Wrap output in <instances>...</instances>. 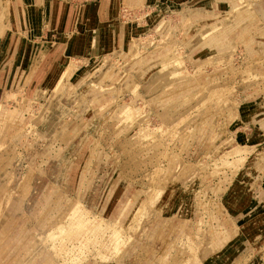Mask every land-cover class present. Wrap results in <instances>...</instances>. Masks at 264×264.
<instances>
[{"label":"rangeland","instance_id":"1","mask_svg":"<svg viewBox=\"0 0 264 264\" xmlns=\"http://www.w3.org/2000/svg\"><path fill=\"white\" fill-rule=\"evenodd\" d=\"M35 263L264 264V0H0V264Z\"/></svg>","mask_w":264,"mask_h":264},{"label":"bare ground","instance_id":"2","mask_svg":"<svg viewBox=\"0 0 264 264\" xmlns=\"http://www.w3.org/2000/svg\"><path fill=\"white\" fill-rule=\"evenodd\" d=\"M234 5H238V2H236ZM122 36H123V35H122ZM127 39H128V37H126V40H125V43H126V44H127V42H129ZM176 65H179V63H176ZM175 68H176L175 70H178L177 67H175ZM109 72H110V71H109ZM112 72H113V71H112ZM165 72H166V71H165ZM161 73H162V72H161ZM120 74H121V73H120ZM115 75H116V74H115ZM158 75H159V74H158ZM158 75H157V76H158ZM157 76H156V77H157ZM156 77H155V78H156ZM172 77H173V76H172ZM153 79H154V78H153ZM153 79H151V80H153ZM173 79H174V78H173ZM167 80H168V79H167ZM10 94H11V93H10ZM11 95H12V94H11ZM40 253H42V250L39 251V254H40ZM40 255H41V254H40ZM20 259H21V258H20ZM25 259H30V263H31V262L33 263V262L36 261V260H35V259H36L35 255H31L30 257L25 258ZM35 264H36V263H35ZM37 264H38V263H37Z\"/></svg>","mask_w":264,"mask_h":264},{"label":"crops","instance_id":"3","mask_svg":"<svg viewBox=\"0 0 264 264\" xmlns=\"http://www.w3.org/2000/svg\"><path fill=\"white\" fill-rule=\"evenodd\" d=\"M39 51V50H38ZM40 52V51H39ZM20 70H23V69H20ZM31 70H32V68H31ZM13 84V83H12Z\"/></svg>","mask_w":264,"mask_h":264}]
</instances>
